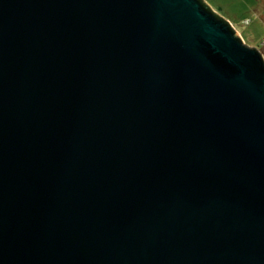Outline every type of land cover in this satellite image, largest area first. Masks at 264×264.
Instances as JSON below:
<instances>
[{
    "label": "water",
    "instance_id": "water-1",
    "mask_svg": "<svg viewBox=\"0 0 264 264\" xmlns=\"http://www.w3.org/2000/svg\"><path fill=\"white\" fill-rule=\"evenodd\" d=\"M0 264H264L261 53L202 0H0Z\"/></svg>",
    "mask_w": 264,
    "mask_h": 264
},
{
    "label": "crops",
    "instance_id": "crops-1",
    "mask_svg": "<svg viewBox=\"0 0 264 264\" xmlns=\"http://www.w3.org/2000/svg\"><path fill=\"white\" fill-rule=\"evenodd\" d=\"M202 1L210 10H212L215 14H217L220 18L228 22L234 28L243 43L244 40L242 38L243 34L241 32V28L242 30H245V38L248 39L247 42L249 44L246 45V43H244L246 46L250 48L255 47V49H257L259 52H261L262 49L264 50V0H232L233 4H237L240 7L244 8L247 14V17H244L240 20L237 26L239 30L236 29L237 27H235L233 21L223 15L224 9H221V7L215 9L211 1L209 3L207 2V0ZM245 22H247V24H244ZM252 27L255 28V31L248 32V30H250ZM256 41H260L259 45L252 46L254 43H256Z\"/></svg>",
    "mask_w": 264,
    "mask_h": 264
},
{
    "label": "rangeland",
    "instance_id": "rangeland-1",
    "mask_svg": "<svg viewBox=\"0 0 264 264\" xmlns=\"http://www.w3.org/2000/svg\"><path fill=\"white\" fill-rule=\"evenodd\" d=\"M211 1L212 5L214 6L215 9H218V7H221V9L223 10V15L225 17H227L228 19H230L231 21L234 22L235 27L238 26L239 22L241 19H243L244 17H247V14L245 12V9L240 7L239 5H235L232 3V0H207V2L209 3ZM247 22H245L244 24H246ZM237 30H239V28H236ZM248 30V29H247ZM255 28L252 27L250 30H248V32H254ZM241 32L243 34L242 38L244 40V43H246V45L248 44V39L245 38V30H242L241 28ZM259 38V37H258ZM260 41H256V43H254L252 46H258ZM255 48V47H254ZM263 56H264V50L262 49L260 52Z\"/></svg>",
    "mask_w": 264,
    "mask_h": 264
},
{
    "label": "trees",
    "instance_id": "trees-1",
    "mask_svg": "<svg viewBox=\"0 0 264 264\" xmlns=\"http://www.w3.org/2000/svg\"><path fill=\"white\" fill-rule=\"evenodd\" d=\"M200 3H201V1H200ZM202 4V3H201ZM203 5V4H202ZM203 7H205V6H203ZM247 24V23H246Z\"/></svg>",
    "mask_w": 264,
    "mask_h": 264
}]
</instances>
